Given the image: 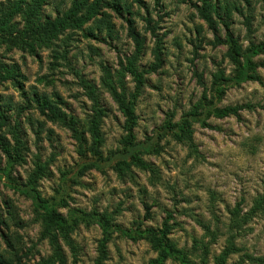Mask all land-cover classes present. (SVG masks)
I'll return each instance as SVG.
<instances>
[{
  "label": "clouds",
  "instance_id": "9594fccd",
  "mask_svg": "<svg viewBox=\"0 0 264 264\" xmlns=\"http://www.w3.org/2000/svg\"><path fill=\"white\" fill-rule=\"evenodd\" d=\"M161 2L164 11L178 9L158 29L172 30L163 38L166 66L143 74L151 87L141 85L134 100V88L122 93L133 104V122L119 113L118 126L111 116L98 125V156L87 154L94 167L73 141L35 176L38 194L67 209L63 227H49L45 210L31 205L0 216L16 241L19 264H60L58 251L68 253L65 264H216L226 250L227 264H264V69H258L260 81L250 83L237 78L241 69L214 47L201 55L211 34L205 28L197 37L192 9L180 0ZM254 8L253 27L264 38V3ZM236 19L244 50L250 38ZM150 43L154 49L156 41ZM36 75L54 86L60 73L45 66ZM64 75L73 78L67 70ZM217 75L228 83L216 85ZM34 154L27 157L23 183L37 171ZM73 210L78 220L68 214Z\"/></svg>",
  "mask_w": 264,
  "mask_h": 264
},
{
  "label": "rangeland",
  "instance_id": "374dc122",
  "mask_svg": "<svg viewBox=\"0 0 264 264\" xmlns=\"http://www.w3.org/2000/svg\"><path fill=\"white\" fill-rule=\"evenodd\" d=\"M9 1L16 0H0V4ZM18 1L24 2L25 5L31 0ZM180 3L192 9L190 15L195 24L192 31H195L197 37L201 36L206 28L213 38V41L200 47L201 55L214 47L215 51L224 54V62H229L226 56L227 41L232 38L240 46L242 35L237 16L241 17L250 38L246 49L264 40L259 34V28L253 27L256 19L253 15L254 5L262 4L264 0H180ZM74 4L81 5L80 13L84 12L86 7L93 6L96 11L93 19L79 29L63 32L48 47H38L32 53L14 47H7L0 52V61L7 68L14 70L12 78L0 79V140L6 141L11 151V157L4 154L0 143V216H14L18 204L24 207L34 206L30 197L24 193L28 183L22 182L24 165L29 162L27 157L35 149L32 156L35 167L40 165L43 168L40 175L48 171V162L54 158L59 159L73 147L75 139L69 127L71 121L86 140L85 156L77 154L86 164H95L94 161L87 160L92 143L87 132V122L93 114V103L83 87V82H88L96 89L99 106L104 111L101 123L111 116L113 124L118 126L121 121L119 113L122 112L101 86L104 71L109 70L115 75L121 65H126L128 58L135 56L136 66L142 75V83L137 89L138 95L141 85L151 87L143 79V74H151L166 66L167 52L163 38L165 35H171L172 30L164 32L158 29H161L163 22L168 21L178 9L164 11L166 5L161 0H46L40 10L41 18L45 21L62 16ZM158 11L163 15H158ZM261 19H264V14ZM156 20L160 23H156ZM15 23L21 26L20 18H16ZM134 37L139 41L140 47H137ZM203 38L208 40L207 36ZM150 39L156 41L154 49L151 48ZM183 43L177 44L176 47H183ZM186 43L190 44V41ZM97 57L100 59L96 60ZM149 57H154L155 63H140L142 60L148 61ZM252 61L263 64L254 72L256 79L249 80L250 83L259 82L258 69H264V53L254 57ZM45 66L53 73H60L54 77V86L47 82L45 76L36 75L37 70H43ZM66 70L71 73V80L64 75ZM124 83L127 91L128 87L136 90V82L132 76L126 74ZM151 90L155 91V88ZM51 110H55L60 117H55ZM49 150L51 155L45 156L44 153ZM49 175L55 176L56 172L49 171ZM34 190L38 194V188ZM38 195L50 204L49 199ZM46 195L50 197L51 190ZM53 208L65 216L67 209L63 205ZM68 214L77 217V220L80 218L75 210ZM92 219L97 218L93 216ZM23 223V220L18 221L16 227H21ZM0 225H3V228H0V262L19 264L16 241L11 235L8 221L0 219ZM64 254L68 256L67 252Z\"/></svg>",
  "mask_w": 264,
  "mask_h": 264
},
{
  "label": "trees",
  "instance_id": "16d2710c",
  "mask_svg": "<svg viewBox=\"0 0 264 264\" xmlns=\"http://www.w3.org/2000/svg\"><path fill=\"white\" fill-rule=\"evenodd\" d=\"M46 0H31L29 4L24 2L9 1L7 3L0 4V46L7 44L8 48H17L27 52H34L38 47H48L60 34L67 30H75L81 28L84 24L93 19L96 11L93 6H88L85 11L80 13V4H74L70 10L64 13L62 16L54 19H47L45 21L41 18V7ZM20 18L21 26L15 23V19ZM137 47H140V43L136 37H134ZM228 49L226 56L232 62L236 63L241 71L237 74V78H245L249 80H255V70L257 67L263 64H257L253 62V58L264 53V40L258 44L250 46L243 51L240 46L230 38L227 41ZM139 49V48H138ZM243 58V62L241 59ZM251 73V75H248ZM128 74L133 77L136 82V91L133 95V100L137 94V89L142 83V75L138 71L136 66V57H130L126 61V65H121L115 75H112L109 70H105L101 78V86L104 91L111 97L113 102L118 106L119 110L128 117L129 124L134 120L132 113L133 104L126 99V96L122 93H126L127 89L124 83L125 75ZM14 76V70L7 68L5 64L0 61V79L6 80ZM216 85L223 86L228 81L223 75H217ZM83 87L87 91L89 98L92 101L93 114L90 116L87 122V132L91 136L92 143L89 150L98 156L95 151V147L101 141L99 139L98 125L102 121L104 115L103 109L99 106V100L97 92L94 86L88 82H83ZM119 88L121 91H117ZM55 117L58 116L55 110H51ZM72 124L69 123V127L73 133L75 141L79 142V155L85 156L86 140L82 133H80ZM2 150L4 154L11 157V151L6 145V141L0 140ZM94 167L95 164H87ZM36 173L33 174L32 179L24 189V193L27 194L32 200L34 206L42 208L47 213L44 218L49 227H63L65 220L59 212H57L50 204L35 193L33 183L35 176L40 175L43 172V168L38 165ZM71 216V215H70ZM77 218V217H76ZM99 223V222H98ZM104 228H108L107 224H100ZM55 239V237H53ZM167 251V249H166ZM228 251L223 254V258L217 260L216 264H226ZM60 264H65L66 255L58 251ZM0 264H2L0 262Z\"/></svg>",
  "mask_w": 264,
  "mask_h": 264
}]
</instances>
